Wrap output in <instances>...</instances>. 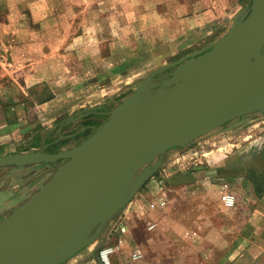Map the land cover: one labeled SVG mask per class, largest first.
Returning a JSON list of instances; mask_svg holds the SVG:
<instances>
[{
  "label": "rangeland",
  "instance_id": "obj_1",
  "mask_svg": "<svg viewBox=\"0 0 264 264\" xmlns=\"http://www.w3.org/2000/svg\"><path fill=\"white\" fill-rule=\"evenodd\" d=\"M252 2L0 0V156L60 153L79 145L87 139L85 132L91 136L117 105L144 84L162 82L178 66L212 47L248 15ZM237 119L177 149L185 154ZM43 147L46 150H41ZM66 161L0 166V221L36 193ZM178 170L173 174L183 180L177 191L168 194L167 206H161V196L145 202L140 187L120 212L124 215L131 202L138 208L147 205L145 219L139 215L130 219L135 233L131 244L149 247L152 264H174L172 258L178 250L185 264H197L188 254L194 253L195 261H199L197 245L190 242L189 246L177 247L168 230L174 224L200 229L210 223L200 216L203 208L221 207L215 197L219 188H212V196L206 198L193 189L186 191L190 169ZM157 222L163 227H157L154 241L145 235L144 228L151 223L157 226ZM193 235L197 236L195 232ZM194 237L191 240L196 242ZM199 255L201 260V252Z\"/></svg>",
  "mask_w": 264,
  "mask_h": 264
},
{
  "label": "water",
  "instance_id": "obj_2",
  "mask_svg": "<svg viewBox=\"0 0 264 264\" xmlns=\"http://www.w3.org/2000/svg\"><path fill=\"white\" fill-rule=\"evenodd\" d=\"M255 112H264V0L207 51L117 105L79 145L0 156V166L67 159L0 221V264H62L96 240L157 157Z\"/></svg>",
  "mask_w": 264,
  "mask_h": 264
},
{
  "label": "crops",
  "instance_id": "obj_3",
  "mask_svg": "<svg viewBox=\"0 0 264 264\" xmlns=\"http://www.w3.org/2000/svg\"><path fill=\"white\" fill-rule=\"evenodd\" d=\"M199 143L185 154L175 147L170 149V153L164 158L155 160L148 168L150 172L141 186L140 197L145 202L149 198L154 200L160 196L168 199V194L173 190L177 191V185L183 180L173 173L178 169L189 168L184 185V188L187 187L186 191L193 189L192 192L202 193L206 198L212 196V188H219L215 197L219 198L221 207L213 208L206 205L203 208V215L200 216L209 219L210 223L203 224L200 229H192L182 224L171 225L168 231L173 243L177 247L189 246L190 242L192 246L197 245L202 258L200 260L198 253L199 261H195V254L188 253L192 256L190 259L192 263L264 264V112H255L243 119L238 118ZM185 163H188L187 166ZM227 182L231 186L230 190L238 198V203L233 207H226L221 201V186ZM188 188L190 190H187ZM156 200L154 202H157ZM146 207L147 205L145 208H138L131 202L124 215L119 211L114 218L119 222L129 223V226L125 224V227H128L126 231L114 229L115 220H110L98 231L93 243L62 264H104L100 258V251L109 245L116 246L120 239H123V243L112 254V264H134L131 263L130 252L136 247L131 244L135 233L130 219L136 215L145 219L146 213L149 212ZM214 210H217L216 214ZM213 215L217 216L219 221L211 218ZM158 226L163 227L157 222L154 229H150L149 226L144 228L145 235L155 241ZM161 228L159 231H162ZM194 232L196 237L193 235ZM193 237L196 242L191 240ZM175 238H179L180 242H176ZM137 246L144 252V259H140L138 264H152L149 247L144 248L140 243ZM125 251H128L126 256ZM179 252L178 250L173 256L172 263L185 264L182 257H179ZM187 257L184 258L188 260L189 256Z\"/></svg>",
  "mask_w": 264,
  "mask_h": 264
},
{
  "label": "built area",
  "instance_id": "obj_4",
  "mask_svg": "<svg viewBox=\"0 0 264 264\" xmlns=\"http://www.w3.org/2000/svg\"><path fill=\"white\" fill-rule=\"evenodd\" d=\"M221 201L223 205L226 207H233L238 203V198L235 193H233L230 190V186L228 183H224L221 188ZM168 204V200L164 199L161 201V206L165 207ZM156 227L155 223H151L149 228L154 229ZM114 229L117 231H126L125 224L123 222H118L117 224H114ZM123 243V239H120L118 244L115 245H109L104 247L100 251V258L104 264H112V254L119 249L120 244ZM144 256L143 249L140 246L135 247V249L132 252V258L133 260H140Z\"/></svg>",
  "mask_w": 264,
  "mask_h": 264
},
{
  "label": "trees",
  "instance_id": "obj_5",
  "mask_svg": "<svg viewBox=\"0 0 264 264\" xmlns=\"http://www.w3.org/2000/svg\"><path fill=\"white\" fill-rule=\"evenodd\" d=\"M108 118H109V116H107L106 120H107ZM98 123H99V124H102V122H98V121H92V122H91V124H98ZM87 133H88V132H85V134H86V136H87L86 138H88V137L90 136V133H88V134H87ZM41 150H46V149H44V147H43V148H41Z\"/></svg>",
  "mask_w": 264,
  "mask_h": 264
}]
</instances>
